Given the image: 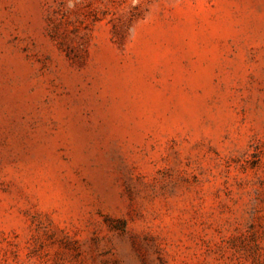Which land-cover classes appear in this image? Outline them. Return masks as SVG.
<instances>
[{"label":"rangeland","instance_id":"obj_1","mask_svg":"<svg viewBox=\"0 0 264 264\" xmlns=\"http://www.w3.org/2000/svg\"><path fill=\"white\" fill-rule=\"evenodd\" d=\"M0 264H264V0H0Z\"/></svg>","mask_w":264,"mask_h":264}]
</instances>
